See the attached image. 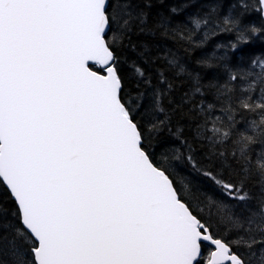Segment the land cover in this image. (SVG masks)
<instances>
[{
    "label": "snow or ice",
    "instance_id": "1",
    "mask_svg": "<svg viewBox=\"0 0 264 264\" xmlns=\"http://www.w3.org/2000/svg\"><path fill=\"white\" fill-rule=\"evenodd\" d=\"M222 7L0 0V264H264V0Z\"/></svg>",
    "mask_w": 264,
    "mask_h": 264
},
{
    "label": "trees",
    "instance_id": "2",
    "mask_svg": "<svg viewBox=\"0 0 264 264\" xmlns=\"http://www.w3.org/2000/svg\"><path fill=\"white\" fill-rule=\"evenodd\" d=\"M165 6L172 7L178 6L181 4H186L189 7L193 5L196 7H208L210 4L218 3L221 4L222 12L227 14L228 10L232 6V4L236 3L239 6H244L245 4L251 5L255 3V0H163ZM246 22L249 24V27H261L264 25V20H262L258 13L252 12L246 16ZM231 41L236 43V39L233 35H221L213 38L210 44L207 46L208 50L211 51L213 46L218 43L228 44ZM224 49H218V54H223ZM243 56L245 58L246 64H251V61L256 59L257 62L259 60H264V38L261 37L259 33L255 34V36L249 38V43L247 45L238 44V49L235 53H233L234 59ZM127 71V69H125ZM262 145L259 143L253 144V157L256 158L257 153L261 150ZM258 187V185H257ZM2 192H0V197H2Z\"/></svg>",
    "mask_w": 264,
    "mask_h": 264
}]
</instances>
